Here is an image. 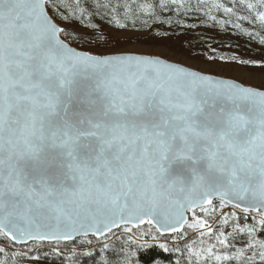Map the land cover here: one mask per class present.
Returning a JSON list of instances; mask_svg holds the SVG:
<instances>
[{
	"label": "snow or ice",
	"instance_id": "obj_1",
	"mask_svg": "<svg viewBox=\"0 0 264 264\" xmlns=\"http://www.w3.org/2000/svg\"><path fill=\"white\" fill-rule=\"evenodd\" d=\"M230 4L198 6L221 24L230 20L213 9L243 8L237 19L264 31V0ZM189 7L0 0V264L39 261L33 250L46 244L72 261L81 253L62 242L88 236L123 237L115 264H139L149 241L169 251V236L177 264H264V90L159 56L91 50L89 36L104 38L97 16L110 30L162 36L165 25L195 27L165 15Z\"/></svg>",
	"mask_w": 264,
	"mask_h": 264
},
{
	"label": "rangeland",
	"instance_id": "obj_2",
	"mask_svg": "<svg viewBox=\"0 0 264 264\" xmlns=\"http://www.w3.org/2000/svg\"><path fill=\"white\" fill-rule=\"evenodd\" d=\"M87 2L92 3V0H87ZM188 2L191 7L182 12L180 17H176L175 13H166L165 15L172 16L174 21L177 18L182 20L183 25H195V27L177 26L174 23L169 28L165 25L160 30L167 31L168 35L162 36H156L154 33L149 35V30L140 33L135 30L128 32L110 30L105 20L97 16L94 18V22L104 28V38L97 40L96 35L89 36L91 50L99 52L132 51L159 56L217 77L232 79L246 86L264 90V67H256L252 64L239 65L236 62L239 59L264 61V44L260 43V36H264V31H261L260 26L258 24L253 26L247 21L237 19V16L247 15L243 8L236 10V15L231 17L226 16L222 10L217 12L213 9L212 15L216 16L217 21L230 20L227 24H221L214 23L205 16L206 9H201L198 6L199 0H188ZM222 2L231 6L230 0H222ZM236 24L241 27H234ZM244 29L260 32V36H249L243 31ZM95 32L98 34L100 29ZM220 56L225 59H209V57ZM233 57L236 60L232 59ZM236 211L239 216L248 217L247 213ZM241 222H251V217L242 219ZM86 240H92V243L88 244L85 242ZM122 240L123 237L120 239L112 237L109 241L103 239L97 241L95 237H85L72 242H62L81 253L72 261L66 259L67 251L65 256H58L54 251V246L43 245L38 251L34 249L32 253L40 256L39 261H29L25 258L19 260L18 264H102L105 257L109 259L110 264H115L116 253L119 251ZM163 240L165 239H161V241ZM167 242L170 249L168 252H170L173 261L170 263L155 261L152 264H177V261L180 260L181 253L173 247V240L169 238ZM149 243L156 245V242L153 241H149ZM104 244H112L113 247L105 249L102 247ZM156 246L160 248L158 245ZM85 252L92 254L83 255ZM139 264L141 263L139 262Z\"/></svg>",
	"mask_w": 264,
	"mask_h": 264
},
{
	"label": "trees",
	"instance_id": "obj_3",
	"mask_svg": "<svg viewBox=\"0 0 264 264\" xmlns=\"http://www.w3.org/2000/svg\"><path fill=\"white\" fill-rule=\"evenodd\" d=\"M147 228L146 226H144ZM169 237H164L161 239H169ZM46 246H52V245H47ZM142 259L139 260L141 264H152L155 261L158 262H165V263H170L173 261V258L170 256V252H165L163 249L158 248L156 245L153 244L152 247L147 248V249H141L139 254Z\"/></svg>",
	"mask_w": 264,
	"mask_h": 264
},
{
	"label": "water",
	"instance_id": "obj_4",
	"mask_svg": "<svg viewBox=\"0 0 264 264\" xmlns=\"http://www.w3.org/2000/svg\"><path fill=\"white\" fill-rule=\"evenodd\" d=\"M162 59H163V58H162ZM221 78H222V77H221ZM88 237H92V236H88ZM78 238H85V237H78ZM78 238H77V239H78ZM68 242H72V241H68Z\"/></svg>",
	"mask_w": 264,
	"mask_h": 264
}]
</instances>
